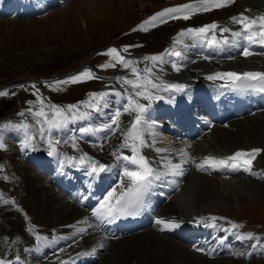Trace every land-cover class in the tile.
Returning a JSON list of instances; mask_svg holds the SVG:
<instances>
[{"label": "rangeland", "instance_id": "rangeland-1", "mask_svg": "<svg viewBox=\"0 0 264 264\" xmlns=\"http://www.w3.org/2000/svg\"><path fill=\"white\" fill-rule=\"evenodd\" d=\"M244 3L241 0H232L231 3L223 7H210V10L204 11L197 10L202 8L201 0H65L64 3L53 7L43 16L0 17V92L7 93L6 95H0V143L4 145L3 148H0V257L3 255L6 258H11L8 263L16 264L15 257L20 256L21 262H23L22 259L27 258L25 264H30L29 258L37 260L36 255L33 254L38 252L39 247L54 243L51 245L52 249H48V247L44 249V251L47 250V255H51L50 252L52 253L57 247L62 250L63 246L66 247L69 242L74 240L70 239L65 243H58L57 241V238L60 240V237L65 235V226L61 227L62 224L60 223H63V220L58 219L59 214L53 216L52 213L57 208V204L46 198V191L49 192V195L50 193L53 194L55 199L59 198V194L63 197V202L66 201V194L61 189L56 188L51 173L44 174L39 166L32 163L34 153L31 149H37L36 151L40 150L47 154L51 153V155L57 156L58 159H62L64 156L61 155L65 154L60 151L68 147L69 155L75 154L77 151H87L89 157L91 155L88 148L89 141H80L86 139V132L82 133L80 129L98 130L100 127L106 126L109 118L105 117L106 121L91 119V117L88 119L89 109L93 110L94 108L89 107L88 103L95 105L104 96L108 95L109 97L110 88L114 86L125 89V94L121 97V100L122 98L126 101L129 100L133 92L138 91V89H133L122 78L128 77L129 80H137L138 77L132 72V69L136 68L140 77L138 82L144 83L143 77L147 74L143 70L145 68L156 69L155 64L163 65L168 50L174 49L173 45L179 46L182 42H185L187 35L180 34L186 33V30L213 23L220 25L227 22L228 19H231L229 23H235L232 18L241 11L243 13L245 9H248L249 13L246 10L245 13L249 14V17L256 18L258 15H264V7L261 6V4H264V0ZM182 5H192V9H182L179 12L165 16L162 18L164 22L157 20L154 26L148 24L143 29L140 27L157 13ZM244 7L246 8L243 9ZM173 16L176 18H172ZM184 16H188V18L185 19ZM216 34L217 32L214 33V35ZM206 35L212 37V34L208 33ZM186 46V44H182L180 48L185 49ZM103 47H106V50L117 49L119 55L129 62V66L125 67L119 61L113 60L107 54L108 51L95 52ZM94 52L95 54H93ZM199 53V50L196 53H191L193 62L192 60L181 59L180 62L186 60L188 63L180 64L182 67L175 66L179 69L175 71L176 74L182 79L189 78L188 84L204 82L203 79L195 81L193 74L200 73V71L196 72V67L198 70L208 68V70H212L220 64L217 63L216 59H206L205 56L197 58L196 55H199ZM161 54H163L161 60L152 61L148 59ZM102 57L107 63H101ZM210 57L215 58L214 56ZM257 57H251L250 59L257 60ZM260 57L264 58V56ZM250 62L252 64V61ZM87 63L92 64L85 69ZM80 64L83 65L81 71L96 68L95 74L91 72L93 78L72 83L70 78L79 76L80 73L62 78L55 76L73 70L79 67ZM100 64L115 66L105 67L104 70ZM168 64H165L164 66H167L163 69L158 67L161 71L160 76H163L169 70L167 69ZM253 64L261 65L264 63L257 60V63ZM172 65L174 66V64ZM189 68L192 70L190 71ZM184 72L187 74L191 72V74L185 75ZM199 77L201 76L199 75ZM149 79L153 82L160 79L158 71L156 75H151ZM57 81L69 82L57 84ZM179 83L184 85L182 81ZM93 93H104L105 95L102 98L93 99L90 95ZM197 94L199 93L195 92L193 98L200 100L199 97L197 98ZM75 99L77 100L75 101ZM136 99L139 100L140 98L137 97ZM71 102L72 105L77 103V107L73 109L72 114L68 111ZM127 102L129 103V101ZM53 106L62 109L66 118L55 116ZM41 108L45 112V117L35 115ZM120 110L123 111L122 107H120ZM106 112L108 115L111 111L108 109ZM114 114L110 117H114ZM123 118L119 119L121 128V125L129 124L130 121V117H127V115H124ZM45 119L52 123H45ZM85 120L87 121L84 122ZM70 123L73 126H70ZM22 124H25V126H21ZM11 126L21 127L18 131L20 140L13 137L14 140L16 139L14 142L18 145L17 148L24 152L21 155L13 154L8 146L9 138L14 135L10 132H17ZM152 126L154 127L153 124ZM56 127H59L62 134L54 132ZM2 128L7 130L2 131ZM224 130H227V133L231 135L230 140H233L231 141L233 148L245 143L243 134H239L234 126H228ZM98 133L104 134L105 131L98 130L94 132L95 137L93 136V140L96 138V144L90 145L93 148L96 147L95 149L99 151L101 160L105 161L106 159L114 164L115 156L118 157L119 150H123L121 143L111 142L110 147H103L101 142L97 144ZM148 133L152 137H166L163 132H161V135H155L151 130ZM109 134L114 135L115 132ZM258 136L260 137V134ZM141 140L146 143V136L142 135L140 142ZM192 141L189 148H187L191 157L194 158L190 162L191 168L185 173L183 180L181 178L180 182L177 181L179 185L177 190L167 198L171 200L174 196L176 198L175 203H170V200H168V203L166 201L157 212V220L170 221L174 224V219H177L179 215H190L189 217L196 215L206 218L221 217L224 221L237 225V228L231 229L234 232L232 233L234 237L230 239V242H233V253L227 252L223 254L224 256L219 257L224 259L213 260V256H208V253L203 254L189 248L193 246V243L182 240L179 237L180 232L176 233L177 229L175 227H166L164 224L156 223L155 226H151L145 231L152 232L151 236L156 235L159 238L174 242L176 250L155 253L147 249L146 252H143L137 250L135 245L131 244L130 239L122 241L124 238H121V241L117 243L118 240L103 239L97 236L87 243L83 240H81V244L79 243V249L82 248V244H85L84 247L87 251L97 250V252L82 250L83 253H80V256H87L91 253V257L85 258L88 259L96 257L99 253V257L95 259L93 264H264V143L253 139V142L257 141L258 145L252 146V148L261 149V151L255 155L254 159L247 157V160L250 159L251 161L250 171L253 172L252 175L236 172L228 174L204 172L205 175L202 176L211 179V182L214 183L210 185V182L204 187L200 182L195 183L192 176L193 174H202V170L197 169L196 166L200 164L199 161L217 151V147L221 142H216V144L212 142L211 149H206V147L202 148L203 139L195 138ZM14 142L12 144H15ZM78 142L81 145H78ZM178 142L179 140L173 139L174 146ZM209 142L211 140L207 136L205 143ZM200 148H202L201 153ZM250 148L248 147V149ZM31 153L32 155H30ZM84 161L87 162V159H84ZM98 161L100 162V160ZM34 162L36 161L34 160ZM56 163L57 160L55 159L54 164ZM57 169L59 170L58 166ZM158 169L160 175L171 173V171L163 173L160 171V169L163 170L162 167ZM172 170H174V167H172ZM194 189L195 191H193ZM184 200H186L185 203ZM181 202L184 204L182 205ZM70 203L74 204L73 202ZM166 204L169 206L167 207ZM233 218H237V221L232 222ZM75 222L69 225L72 227ZM31 223L40 231L47 230V237L43 232L41 243L44 242L41 245L32 240L33 233L28 225ZM252 226L259 227L260 232L251 231ZM72 229L73 227L68 228L66 234L71 233L72 238L81 235V232L72 233ZM52 230H62V233L60 232L55 239H51L49 237ZM221 231L225 237V229L222 228ZM96 232L100 235L99 231L96 230ZM22 233L27 236L24 238ZM173 233L176 235L173 236ZM139 241H143L142 238ZM147 241L149 242V240H145L146 243ZM26 243L30 244L29 248L25 247ZM196 249L201 250L200 248ZM72 251L74 252L76 249H72ZM42 252L37 256L42 255L45 257ZM27 254L29 258L26 256ZM54 254L58 253L55 252ZM51 256L57 257V255ZM70 262H72V259H70Z\"/></svg>", "mask_w": 264, "mask_h": 264}, {"label": "bare ground", "instance_id": "bare-ground-1", "mask_svg": "<svg viewBox=\"0 0 264 264\" xmlns=\"http://www.w3.org/2000/svg\"><path fill=\"white\" fill-rule=\"evenodd\" d=\"M241 1H243V3L244 2H248L249 3V2L254 1V0H241ZM257 1L259 2L260 0H257ZM53 2L58 3V0H0V14H3L4 12H6L5 14H10V13L15 12V11L14 10L9 11V9L16 8V10H17L18 8H21L23 11L27 10V11H30V12H36L38 15H41V14L44 13L45 9ZM244 4L246 5V3H244ZM261 6L264 7V4H261ZM245 8L246 7H244L243 9H245ZM245 10H244V12L242 14L244 16H246V17H249L248 16L249 14L245 13ZM19 11H18V13H19ZM240 30L243 31V28H240ZM258 30H259L258 28L253 29V31H258ZM208 38H211V35L208 36ZM232 40L233 39L231 38L230 41H229L228 46H226V47L221 45V44H219V45H217L215 47L214 46L212 47L213 53L216 56H219V58H221V61H222L221 62L220 59H216L217 63H220V64L217 65L216 68H213L212 70H208L209 68L208 69H201V70H198L197 67L195 68L196 72L200 71L199 74H193V76L195 77V81L198 80V79H203L204 82H195L193 84H188L187 81H188L189 78H183L182 79L175 72V71H177V68L174 67L172 64H168L169 62L166 63V64H168V68L167 69H169V70H167L166 72L164 71L165 74L163 73L167 77V81L165 83H179L180 81H182L184 83V87L189 92V102H187V103L189 105H190V102L194 103V105H196V107H197V111L202 113L206 117L210 118L211 121L213 122L212 123L213 126L208 130L209 134L206 133L208 135L203 136V138H201V139H203V142H204L202 148L206 147V149H211V143L212 142H214V144H216V142H221L220 145H218V147H217L218 150L214 151V153H213L214 154L213 158H216V159H217V157L219 155L228 156L229 157V156L233 155L234 153H236V152H234V150H236L238 148H239V150H241V148L242 149H248V147L252 148V146L258 145L256 143L257 141H260V142L264 143V111H258L256 113H249V114H246V115H244L242 117H236V118L232 117V116L231 117L225 116V115L222 116L221 118H211V115L208 113L207 107L203 106L202 102H200L199 99L193 98V95H194L195 92H197V90H206L209 93H211L212 90L216 91V88L219 86V84L222 85L225 81H228V80L232 79L230 77L224 76L223 75L224 73L240 74V72H242V71H247V72H251V73H264V64H261V65L250 64L251 63L250 61H252V60L245 59L246 57L239 58L241 49H239V52L237 54L234 51V48H236L238 46H233L232 43H231ZM184 44L187 45L185 49H183V47L179 48L181 59L190 60L188 58L189 56L187 55V53H190V54L194 53L193 52L194 51L193 50L194 45H198L202 49L205 48L203 43L195 42V41L193 43L192 42H186ZM226 55H229V57L226 58L225 57ZM171 57H173V56H171ZM171 57H170V60L172 59ZM229 59H234L233 64L232 63H227V61ZM258 60L261 63H264V58L263 57H260ZM179 61H181V60H179ZM211 61H213V60H211ZM223 63H225V64H223ZM228 64H231V65H228ZM166 66H164V67H166ZM161 69H163V68H161ZM189 70L191 71L192 69L189 68ZM193 71H194V69H193ZM159 72H161V71H159ZM217 73H220L221 75L217 77L216 76ZM184 74L185 75H190L191 72H190V74H187V73L184 72ZM199 75L201 77H199ZM209 76H212L214 78L213 79H208ZM192 82H194V81H192ZM212 85H213V87H212ZM191 92L193 93V95H191ZM157 93H159L158 96H160V97H163V95L165 96V99L162 101L164 104L168 105V103L172 102V97H171V94L169 93V90H166V91L159 90V91H157ZM110 103L113 104V106H114L113 107V111H115V109L117 107H119V108L122 107V109H124V107L128 106V104H129L126 101V99H124V98H122V100L121 99L112 100L109 97L108 98H104L102 100V102H101V108L99 110V113L104 114L105 109L108 110L110 108ZM158 103L159 102L155 103L154 105H151V107H148L146 112L143 113L142 120H144L145 123H147V122H151V123L153 122L154 123L156 120L160 119L158 116H156V111L161 106ZM124 115H127V117H130L129 124L121 125L122 128L119 126V124L117 126L116 125L112 126V128H105V133H104L105 135L101 134V133L97 134V137H98L97 144L99 142H101L103 147H110V143L111 142L121 143V145H124V144L133 145L134 144L137 147V155H136L137 159H139V156L142 155L148 161H150L152 164H156L157 162H165L168 165H169V162H173L172 166L173 165L176 166L177 164H179L178 165L179 169L177 170L178 172H176V175H180L181 178L184 179L185 173H187L189 171V169L191 168L190 162H191L192 159H194L193 157L190 156V154L187 151L188 143L182 142V144H180V145H176L175 144V146H174L173 145V141L165 140V139H167L165 137L164 138L155 137V138H152V143L147 148H144V146H142L140 144V134H139V139H137L135 141H133L132 139H130L128 137V133L131 130V124L135 120L136 112H134V111H129V112L121 111L119 119H121V118L124 119L123 118ZM108 116H110V115H108ZM119 123H121L120 120H119ZM155 125H163V123L161 121H156ZM138 126H137V128H138ZM228 126H232V127L234 126L235 130L239 134H243V136L245 138V143H243L242 145H240L237 148L235 147L236 149L232 147L233 143L231 141H233V140H230L231 135L227 133V130H224V129H227ZM164 127L167 129L168 133L176 136L175 133L177 132V130H173V128H172V126L170 124L165 123ZM127 128H128V131L125 133V129H127ZM114 130H116V133L114 135L113 134L112 135L109 134V132L114 131ZM158 134H160V132L157 129L155 135H158ZM258 134H260V137L258 136ZM108 135H109V138H108ZM125 136H127V137H125ZM207 136L210 137V140H211V142H209V143H205V138L207 139ZM253 139H255L257 141L253 142ZM88 140H90V138ZM237 140H238V138H237ZM95 141H96V138L94 139V142ZM90 144H95V143H90V142L88 143V148L91 151V155L99 157L100 156L99 151L97 149H95L96 147L93 148ZM11 147L15 148L16 145L15 144H11ZM202 148L199 149L200 153H201V149ZM228 148H231V149H228ZM122 149L125 150V152L128 153V157H132L133 156V152H132L130 147H128V148L122 147ZM161 149H162V151H160ZM16 151H17L16 153H19L20 150L16 149ZM208 157H212V155H210ZM242 159H246V157L241 158V160ZM99 160H100V162L103 161L100 158H99ZM105 161H106V164H108V167L106 168V170H104V171H102V172H100L98 174V176L103 179L98 187H97V185L92 186L91 184H89L87 182L85 184H80V182L75 177L74 171L71 170V171H66L65 172L66 175L70 177L69 180L67 181V183H68V186H67L68 191L66 193L68 195L70 194L76 200V202H80V206H76V205L70 203L69 201L63 202L62 201L63 197H61L59 194H58L59 198L55 199V198H53L54 197L53 194L50 193V195H49V192L46 191V194H47L46 198L48 200H50V201L51 200L54 201L57 204L56 205L57 208L54 209L55 211L52 213L53 216H56V215L59 214L58 219L59 220H63V223H60V224H62L61 227L65 226V228H64V234L65 235L61 236L60 240L57 238L58 242H60V241L61 242H67L70 239L72 240V239H75L77 236H79V235H77L75 238H72V234L71 233L67 235L66 234L67 227H69L70 229L73 227L72 233L82 232L83 230L86 231L88 226H90V227H94L95 226L96 228H99L93 222L94 221L93 214L95 213L96 210H100L101 212H105L106 209H101V204H98L95 201L94 202H90L89 199L92 196H94V195H98L101 198L103 196V193L105 192V191H103V189L107 185L106 182H110V185L115 183V182H118V183H115L116 184V190L122 189L125 186L129 185V183L132 182V180L130 178H128L125 175V173L123 175H120V173L117 172L115 167L114 168L110 167V166H113L115 163L113 164L112 162H109L106 159H105ZM126 161L122 160L123 165H126L125 164ZM204 161H205V159L202 160V161H199V162H200V164H202ZM92 162H94V160ZM95 162H97V161H95ZM122 163L120 165H122ZM128 165H130V164L128 163ZM85 166H87L88 169H89L91 167L90 162H88V161L86 162L85 161ZM134 166H135V172H141V168L139 167V165H135L134 164ZM125 168H126L127 171H132V169H130L129 166H127V165H126ZM245 168H246V166L243 163V165H241L240 167H237L236 169H234L232 171H237L238 173H244V169ZM217 170H221L222 172H226V168H224L221 165L220 166H212L211 164H204V168H203L204 172H211V173L212 172H218ZM248 171L249 170H247V172ZM95 175H97V174H95ZM202 175H205V174L204 173H202L201 175L193 174V176H192L193 179L192 180L195 183H199L200 182V184L202 183V185L204 187H206V184H209L211 182V179H207V178H205V176H202ZM172 177H173V175L169 176V178H172ZM166 183L167 184H171L170 182H166ZM213 184L214 183H212V182L210 183V185H213ZM170 186L172 187L173 185H170ZM173 190H167L168 193L166 194V197L169 196L170 193ZM155 191L160 192V191H165V190L162 189V188H159L158 190L156 189ZM193 191H195V189ZM255 192H256V190H255ZM177 198H179V197H177ZM175 199L176 198H174V196H173V198L170 200V203H172V202L175 203L174 202ZM181 199H183V198H181ZM164 200H165V198L163 197L160 200L159 204H161ZM185 201L186 200H184V203H185ZM187 201H188V197H187ZM177 202H179V201H177ZM177 202H176V204H177ZM73 203H75V202H73ZM85 203L91 204L92 207H90L89 209H86V207H82L81 204L85 205ZM167 203H168V201H167ZM181 204H182V202H181ZM166 206L168 207L169 205L166 204ZM180 216L181 215H179L177 219H174L175 221L173 220L175 224L177 222H179L178 219L182 218ZM157 218L158 217H157V215L155 216V212H154L153 213L152 223L156 224L157 221L160 220V219L157 220ZM187 218H189V217H185L184 219H187ZM109 220H110V216H108V215H99V216H97V221L96 220L95 221H96L97 224L101 225L104 228L105 233H108V235L111 237V234L109 233V231L107 229V223L109 222ZM168 220H170V219H168ZM74 221H76V222L71 227L69 224H72ZM208 224H213V223L209 222ZM213 227H211L210 229H206L205 231H202V232H196L192 239H190V237L188 238V236L191 234V232H189V231H187L185 229H179V231L181 232L180 233V237L183 238L184 241H188V240H193V241L196 240L197 242L201 241L200 242L201 248H204V242L208 241V246L206 247L205 251H207L208 253L209 252H213V251L215 252L213 260H215V259H224V258H219V257L224 256L223 254L225 253L222 250L223 242H221L224 238H226V236L224 237L223 232L221 231L222 228H224V227H221V228H219L218 226H216L217 228H213ZM145 234H147V235H145ZM152 234L153 233L150 232V231H148V232H146V231L145 232H139V233H137L135 235H132L129 238L126 237V238L122 239V241L123 240L126 241V239H130L132 241L131 244L135 245V248L137 250H141L143 252H146L147 249H148L149 251H154L155 253H163V251H173V250L177 249L176 246L173 244L174 242L172 243L168 239L166 240V239L159 238L156 235L151 236ZM172 235L175 236L174 234H172ZM22 236H24V238H25L27 235L22 233ZM141 238H142L143 241L140 242L139 240ZM81 239L85 243H87L89 241V238L86 237V236H84ZM145 240H149V242L147 241L148 244L145 242ZM119 241H121V240L119 239L117 241V243ZM180 243H182V242H180ZM80 244L78 245V247L75 248L76 250L79 249ZM180 246H182V245H180ZM182 247H184V246H182ZM45 248H47V247H42V246L39 247V250H38L37 254L39 255L43 251L42 252L43 255H45V257H48L49 260H52V259H54L53 261L60 260L61 256L54 257V256H51V255H47L48 252H47V250L44 251ZM72 248H74V246L73 247H69V249H72ZM149 253H151V252H149ZM74 254H76V253H74ZM2 257H3V255H2ZM87 257H91V253L88 254L87 256L77 255V256H75L74 258H71V259H72V262H74V264H78L80 258H87ZM93 259L94 258H88L87 259V260H89V264L92 263ZM2 260H3V264H9L8 261L11 260V258H6L5 257V258H1L0 261H2ZM28 260H29L30 264H36L35 261L34 262H33V260L30 261L31 259H28ZM22 261L24 263H27V258L25 260L22 259Z\"/></svg>", "mask_w": 264, "mask_h": 264}, {"label": "snow or ice", "instance_id": "snow-or-ice-1", "mask_svg": "<svg viewBox=\"0 0 264 264\" xmlns=\"http://www.w3.org/2000/svg\"><path fill=\"white\" fill-rule=\"evenodd\" d=\"M232 0H201V4H202V8L197 9V10H210V7H223L228 3H231ZM182 9H192V5H182L179 6L177 8H173V9H165L164 11L157 13L156 15H154L153 17H151L149 19V21H145L143 25H141L140 27L143 29L145 27V25L148 24H152L153 26L155 25V22L157 20H159L160 22H164L163 21V17L165 16H169L172 13H176L181 11ZM172 18H176V17H172ZM185 19L188 18V16H184ZM232 20L236 23H239L243 26V33L241 32H235L233 33V35L240 37L242 34L246 36L247 40L251 41V42H257L259 41L260 43H264V15L258 17V18H250V17H246L243 14H241L239 17H233ZM218 25L213 23L211 25H206L200 28H196V29H188L186 30V33H181L180 35H184V34H193V35H197V36H204L206 35L210 30H215L217 29ZM258 28V31H253V29ZM220 31L222 32H227L229 31V29L227 28H221ZM214 43H218L217 41H215V38H213ZM224 43H227L228 41L225 39L223 41ZM126 50V49H125ZM167 51V50H166ZM108 55H110L113 60L119 61L120 63H122L125 67L129 66V62L124 60V58L122 56L119 55L117 49L115 48H111L108 50L107 52ZM172 54L179 56L180 53L179 52H173ZM244 55H249L250 53L248 52L247 49L244 50L243 52ZM162 55H157V56H152L148 59H151L152 61H158L162 59ZM109 66H115V65H111V64H106V65H101V67H109ZM175 67V65H174ZM177 70H179L177 68ZM144 73H146L147 75H145L143 77L144 79V83H139V73L137 72L136 68L132 69V72L134 75H136L138 77L137 80H129L126 78H122L125 80V83L129 84L132 86L133 89H138V91H135L134 95L137 97L142 96L144 99L146 100H151L153 97L151 95V93L148 92V87H152V88H157L158 86L153 83V81L151 79H149V77L152 75V70L150 68H145ZM220 73H217L216 76H220ZM224 76L230 77L233 80H239L240 76L236 73H224ZM244 78L247 79H252V80H256L259 79L260 81H264V73H251V72H246L242 74ZM93 78V75L91 73L90 70H85L84 72L80 73L79 76H74L70 78V82L72 83H77L79 82L81 79H90ZM214 77L209 76L208 79H213ZM69 81H57L56 83H68ZM168 88H173L177 91H182L184 89V85L181 84H172V85H168ZM167 90V89H165ZM260 91H264V87H261L259 89ZM6 92H0V95H6ZM91 97L93 99L96 98H102L105 94L104 93H93L90 94ZM98 102V101H97ZM83 103V102H82ZM89 107H95L96 105L88 103ZM76 105H69L68 106V111L72 112L73 109H76ZM151 107V105H143V104H139L138 102H136L135 100H133L131 97H129V104L128 106L124 107L123 111L124 112H129V111H134L136 112V116H135V120L132 122L131 124V130L128 133V137L130 139H132L133 141L139 139V132L137 129V126L141 123L142 120V115L143 113L146 112L147 108ZM53 112L54 115L60 118H66V115L64 113V111L62 109H60L59 107H55L53 106ZM120 111H117L114 114V118L112 120V124L113 125H118V120H119V116H120ZM36 116L38 117H45V112L43 110V108H41L40 111L35 113ZM45 123H49L51 124V121H47L45 119L44 121ZM112 125H106V128H111ZM80 131L83 132H88L89 129L87 128H82L80 129ZM144 142L141 140V144H143ZM4 145L3 143H0V148H3ZM121 147H130L132 152H133V156L132 157H128V156H124L123 159L129 161L132 164L135 165H139V167L143 170L142 173L141 172H135V171H127L125 172V175L130 178L133 181V187L131 189H129L130 193H135L134 197H132V199H125V194H121V197L118 198L116 200V204L115 205H111L109 203H107L109 197L114 196V192H110L108 194V197L105 198V203L101 204V209H106L105 212H101L100 210H96L95 211V215H108L111 216L114 212H123L126 214H131V209H134V207L136 205H139L141 203V198L143 196L144 191L147 190L149 184L151 183L149 177L152 176V169L148 164L147 159L144 156H139V159L136 158L137 155V147L133 144V145H128V144H124L121 145ZM162 151V149L160 150ZM261 151V149H252L250 152H243V151H237L236 153H234L233 155L223 158V159H216L213 157H208L205 158V161L202 164L197 165V167L201 170H203L204 168V164H211L212 166H229V167H233V168H237L241 166V162L244 164L249 165V167H247L245 170H249L250 171V159L249 160H243L241 161V158L243 157H250L251 159L255 158V155L258 154ZM51 155V153H49ZM115 155V154H114ZM85 157H81V160H83ZM118 159L120 157H117ZM231 162V163H229ZM108 166L101 164L99 162H92L91 164V171L92 173L95 174H99L100 172L106 170ZM178 167V166H177ZM159 178V177H157ZM118 206V207H117ZM158 224H164L166 227H176L178 225H175L171 222H166L164 220H158L157 221ZM235 227V225H234ZM250 235V234H249ZM243 255V254H241ZM17 259H19L17 257ZM0 264H2V262H0Z\"/></svg>", "mask_w": 264, "mask_h": 264}, {"label": "water", "instance_id": "water-1", "mask_svg": "<svg viewBox=\"0 0 264 264\" xmlns=\"http://www.w3.org/2000/svg\"><path fill=\"white\" fill-rule=\"evenodd\" d=\"M125 156V153H122Z\"/></svg>", "mask_w": 264, "mask_h": 264}]
</instances>
